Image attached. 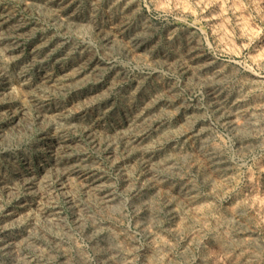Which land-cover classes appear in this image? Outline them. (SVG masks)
I'll list each match as a JSON object with an SVG mask.
<instances>
[{
	"label": "rangeland",
	"instance_id": "rangeland-1",
	"mask_svg": "<svg viewBox=\"0 0 264 264\" xmlns=\"http://www.w3.org/2000/svg\"><path fill=\"white\" fill-rule=\"evenodd\" d=\"M0 264H264V0H0Z\"/></svg>",
	"mask_w": 264,
	"mask_h": 264
}]
</instances>
